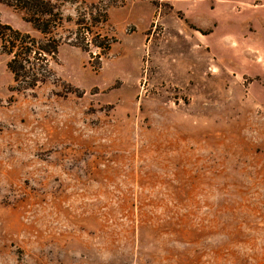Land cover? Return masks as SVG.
I'll return each mask as SVG.
<instances>
[{
    "label": "rangeland",
    "instance_id": "obj_1",
    "mask_svg": "<svg viewBox=\"0 0 264 264\" xmlns=\"http://www.w3.org/2000/svg\"><path fill=\"white\" fill-rule=\"evenodd\" d=\"M48 1L0 0L60 43L0 40V264H264V0Z\"/></svg>",
    "mask_w": 264,
    "mask_h": 264
},
{
    "label": "trees",
    "instance_id": "obj_2",
    "mask_svg": "<svg viewBox=\"0 0 264 264\" xmlns=\"http://www.w3.org/2000/svg\"><path fill=\"white\" fill-rule=\"evenodd\" d=\"M17 9L25 12V20L41 34L49 32V17L53 14L48 0H6ZM59 20L60 17L58 18ZM1 49L9 56L7 67L15 82L23 83V88H34L44 82L48 71L47 56H54L60 45L59 41L43 39L37 41L27 33H22L8 24L0 22Z\"/></svg>",
    "mask_w": 264,
    "mask_h": 264
}]
</instances>
